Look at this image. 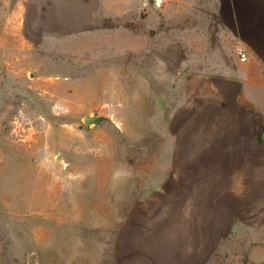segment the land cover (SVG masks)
Returning <instances> with one entry per match:
<instances>
[{"label":"rangeland","instance_id":"1","mask_svg":"<svg viewBox=\"0 0 264 264\" xmlns=\"http://www.w3.org/2000/svg\"><path fill=\"white\" fill-rule=\"evenodd\" d=\"M95 1V24L45 30L42 0H0V29L17 51L0 47V264L185 255L173 250L187 230L176 214L136 213L169 198V132L190 129L174 116L187 75L171 52H155L170 43L176 0ZM184 1L210 16L211 0ZM236 240L233 231L194 263L263 264Z\"/></svg>","mask_w":264,"mask_h":264},{"label":"crops","instance_id":"2","mask_svg":"<svg viewBox=\"0 0 264 264\" xmlns=\"http://www.w3.org/2000/svg\"><path fill=\"white\" fill-rule=\"evenodd\" d=\"M42 2L45 30L51 23L95 24V0ZM210 3V16L200 18L176 0L170 43L155 49L171 52L172 66L187 75L174 116L190 129L169 132V198L156 197L136 213L176 214V225L187 229L173 246L185 253L180 264L198 262L233 231L252 259L264 264V0ZM7 7L0 2V24ZM0 31V47L17 52Z\"/></svg>","mask_w":264,"mask_h":264},{"label":"built area","instance_id":"3","mask_svg":"<svg viewBox=\"0 0 264 264\" xmlns=\"http://www.w3.org/2000/svg\"><path fill=\"white\" fill-rule=\"evenodd\" d=\"M239 55L241 57V60H246L247 59V52H245L243 49H239Z\"/></svg>","mask_w":264,"mask_h":264},{"label":"water","instance_id":"4","mask_svg":"<svg viewBox=\"0 0 264 264\" xmlns=\"http://www.w3.org/2000/svg\"><path fill=\"white\" fill-rule=\"evenodd\" d=\"M151 3H154L155 2V0H149ZM98 121V119L97 118H87V120H86V122L88 123V124H90V123H95V122H97Z\"/></svg>","mask_w":264,"mask_h":264}]
</instances>
